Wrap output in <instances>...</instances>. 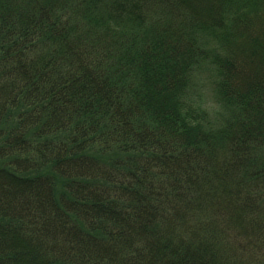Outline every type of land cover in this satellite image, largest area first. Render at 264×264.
<instances>
[{"label":"trees","instance_id":"obj_1","mask_svg":"<svg viewBox=\"0 0 264 264\" xmlns=\"http://www.w3.org/2000/svg\"><path fill=\"white\" fill-rule=\"evenodd\" d=\"M0 264H264V0H0Z\"/></svg>","mask_w":264,"mask_h":264}]
</instances>
